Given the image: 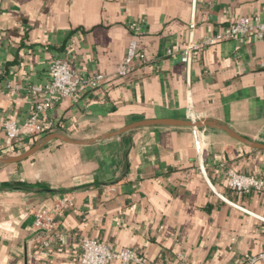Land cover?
I'll return each instance as SVG.
<instances>
[{
  "label": "crops",
  "instance_id": "0c3cea01",
  "mask_svg": "<svg viewBox=\"0 0 264 264\" xmlns=\"http://www.w3.org/2000/svg\"><path fill=\"white\" fill-rule=\"evenodd\" d=\"M241 16L264 19V0H0V157L53 133L87 141L166 118L215 120L264 144V39L222 40L197 50L188 66L180 59L189 41ZM131 22L145 59L120 76ZM169 48L178 50L170 56ZM55 58L104 79L75 99L58 98L41 131L24 130L9 153L3 122L34 113L39 98L27 90L49 81ZM198 128L200 155L191 126L150 125L87 144L52 138L0 165V264H79L82 238L164 264L179 254L191 264H237L264 252V194H237L225 176L263 175L264 150ZM64 196L72 206L51 230H35L33 212Z\"/></svg>",
  "mask_w": 264,
  "mask_h": 264
},
{
  "label": "built area",
  "instance_id": "2783aa9c",
  "mask_svg": "<svg viewBox=\"0 0 264 264\" xmlns=\"http://www.w3.org/2000/svg\"><path fill=\"white\" fill-rule=\"evenodd\" d=\"M132 38L129 40L126 56L118 68V75L126 76L133 68V61L142 62L144 54L139 51L135 35L140 32V27L136 22L128 25ZM194 25L190 24L191 30ZM251 34H255L260 40L264 39V19L257 16H241L230 26L210 34L196 43L192 40L180 52V59L187 66L192 62L194 53L204 46L213 45L222 40H244ZM178 49L169 48L166 53L173 56ZM104 79L102 74L91 76H79L70 69L64 60L55 58L49 64V81L42 85H33L28 88L31 95L38 96L39 100L35 103L34 113L23 123L13 119L3 122V130L7 138V151L14 152L16 143L22 132L26 130L34 135L41 131L39 122H45V112L57 101L58 98L66 97L75 99L88 88L99 86ZM194 135V147L198 155L201 154L205 145L203 140V130L192 127ZM16 141V142H15ZM227 186L237 194L247 195L252 192L264 194V174L247 175L229 169L226 174ZM72 206V201L68 196L55 201L52 208H41L33 212V226L35 230L49 231L54 227L55 218L63 211ZM81 253L79 264H109L117 259L123 264H164L156 260L149 259L130 247L115 249L107 242L94 238H82L80 243ZM258 260H264V252L258 254H244L243 259L237 264H255ZM173 264H191L183 255L179 254Z\"/></svg>",
  "mask_w": 264,
  "mask_h": 264
},
{
  "label": "water",
  "instance_id": "95a60500",
  "mask_svg": "<svg viewBox=\"0 0 264 264\" xmlns=\"http://www.w3.org/2000/svg\"><path fill=\"white\" fill-rule=\"evenodd\" d=\"M150 125H170V126H191V127H204V126H209V127H214L218 128L220 130L225 131L229 136L232 138L238 140L239 142L246 144L247 146L255 149H262L264 150V144L259 143V142H254L251 140H248L238 133H236L234 130L226 126L225 124H222L220 122H217L215 120H210V119H200V120H180V119H172V118H166V119H153V120H142L138 122H134L132 124H129L120 130L108 133V134H102L99 136H96L93 139H89L87 141H75L67 138L64 135L61 134H50L46 137H44L40 142L36 143L29 149L25 150L22 153L16 154V155H6L3 157H0V165L3 164H9V163H15L19 162L29 156H31L36 150H38L42 145H44L47 141L51 140L52 138H60L61 140L69 143H77V144H87L91 143L95 140L99 139H105L111 136L119 135L127 130H130L135 127H141V126H150Z\"/></svg>",
  "mask_w": 264,
  "mask_h": 264
}]
</instances>
